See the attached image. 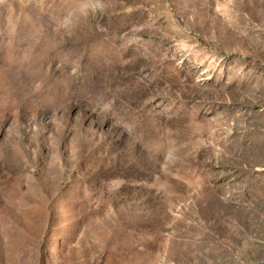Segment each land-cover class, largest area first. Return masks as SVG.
<instances>
[{
	"label": "rangeland",
	"instance_id": "obj_1",
	"mask_svg": "<svg viewBox=\"0 0 264 264\" xmlns=\"http://www.w3.org/2000/svg\"><path fill=\"white\" fill-rule=\"evenodd\" d=\"M0 264H264V0H0Z\"/></svg>",
	"mask_w": 264,
	"mask_h": 264
}]
</instances>
